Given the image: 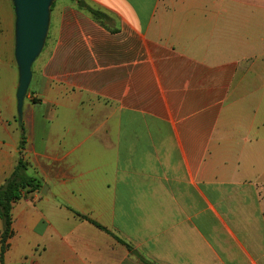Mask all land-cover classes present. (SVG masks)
<instances>
[{"label": "crops", "instance_id": "1", "mask_svg": "<svg viewBox=\"0 0 264 264\" xmlns=\"http://www.w3.org/2000/svg\"><path fill=\"white\" fill-rule=\"evenodd\" d=\"M4 1L0 264H264V0L52 4L20 114Z\"/></svg>", "mask_w": 264, "mask_h": 264}, {"label": "water", "instance_id": "2", "mask_svg": "<svg viewBox=\"0 0 264 264\" xmlns=\"http://www.w3.org/2000/svg\"><path fill=\"white\" fill-rule=\"evenodd\" d=\"M53 0H12L14 9V60L18 80L16 110L21 112L22 98L31 75V62L41 50L48 25L49 6Z\"/></svg>", "mask_w": 264, "mask_h": 264}, {"label": "trees", "instance_id": "3", "mask_svg": "<svg viewBox=\"0 0 264 264\" xmlns=\"http://www.w3.org/2000/svg\"><path fill=\"white\" fill-rule=\"evenodd\" d=\"M52 3L50 4V8ZM90 16L101 22L102 19L106 17L104 13L99 10L85 7ZM24 143V137L22 134V127L20 138L17 145V159L15 165L10 172V174L5 178L3 183L0 185V261L2 260L3 251L6 248V240L10 235V209L12 204L23 196L24 193L38 189L40 184L36 178L28 176L25 173V162L20 157V152L22 150ZM264 222V215H263ZM100 227L99 225L95 224Z\"/></svg>", "mask_w": 264, "mask_h": 264}, {"label": "rangeland", "instance_id": "4", "mask_svg": "<svg viewBox=\"0 0 264 264\" xmlns=\"http://www.w3.org/2000/svg\"><path fill=\"white\" fill-rule=\"evenodd\" d=\"M68 0H53V2H52V4H53V6H55V5H57V4H64V3H66ZM9 4L11 5V9L13 10V16H14V9H13V4H12V0H9ZM0 14H1V16L3 17V18H5V17H8V15H9V10H8V8H7V4H6V2L4 1V6L0 3ZM54 17H55V14H53L51 11H50V19H49V22H50V26L53 24V20H54ZM11 31V30H10ZM9 32V31H8ZM13 34H14V23H13ZM6 47H7V41L5 40V48H4V52H7L6 51ZM13 48H14V44H13ZM5 56V55H4ZM33 64H34V61L33 62H31V66H30V68H32V66H33ZM2 80H3V82H4V85L5 86H8V83H9V81H10V73L7 71V70H5L4 71V74H3V77H2Z\"/></svg>", "mask_w": 264, "mask_h": 264}]
</instances>
